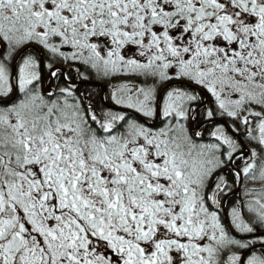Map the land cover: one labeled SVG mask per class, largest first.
<instances>
[{
    "label": "snow or ice",
    "instance_id": "snow-or-ice-1",
    "mask_svg": "<svg viewBox=\"0 0 264 264\" xmlns=\"http://www.w3.org/2000/svg\"><path fill=\"white\" fill-rule=\"evenodd\" d=\"M0 264H264V0H0Z\"/></svg>",
    "mask_w": 264,
    "mask_h": 264
},
{
    "label": "rangeland",
    "instance_id": "rangeland-1",
    "mask_svg": "<svg viewBox=\"0 0 264 264\" xmlns=\"http://www.w3.org/2000/svg\"><path fill=\"white\" fill-rule=\"evenodd\" d=\"M262 185L259 183V182H256V183H253L251 181H241V186L238 190V199L239 200H242V201H246V200H250L252 199L253 197H246L244 195V191H245V188H249V189H259ZM255 195V194H254ZM236 198V200H237Z\"/></svg>",
    "mask_w": 264,
    "mask_h": 264
},
{
    "label": "trees",
    "instance_id": "trees-1",
    "mask_svg": "<svg viewBox=\"0 0 264 264\" xmlns=\"http://www.w3.org/2000/svg\"><path fill=\"white\" fill-rule=\"evenodd\" d=\"M83 70V69H82ZM73 76L75 75L74 73L72 74ZM98 83H95V82H92V85L94 87V90L97 91V92H100L101 91V88L100 87H95V85H97ZM101 85H102V82H101ZM106 86V85H105ZM103 87V85H102ZM107 91V89L105 90V92ZM103 92H104V89H103ZM230 180L232 179L231 177L229 178ZM255 194V193H254ZM239 195V193H235V194H232V197L234 198H237ZM238 199V198H237ZM236 200V199H235ZM242 201V200H241Z\"/></svg>",
    "mask_w": 264,
    "mask_h": 264
},
{
    "label": "flooded vegetation",
    "instance_id": "flooded-vegetation-1",
    "mask_svg": "<svg viewBox=\"0 0 264 264\" xmlns=\"http://www.w3.org/2000/svg\"><path fill=\"white\" fill-rule=\"evenodd\" d=\"M92 82H95V83L101 84L100 81H96V80H93ZM77 83H79V82L77 81ZM82 87H83V86H82ZM103 89H104V92H105V90L107 89V86L103 85ZM106 92H107V91H106ZM102 94H103V93H102ZM233 194H234V192H233ZM229 201H235V198L232 197V195H230V197H229ZM225 223H227V222L225 221Z\"/></svg>",
    "mask_w": 264,
    "mask_h": 264
}]
</instances>
